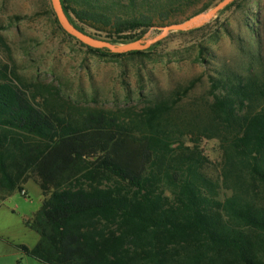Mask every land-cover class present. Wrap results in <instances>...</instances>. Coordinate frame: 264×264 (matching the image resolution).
<instances>
[{
	"label": "trees",
	"instance_id": "16d2710c",
	"mask_svg": "<svg viewBox=\"0 0 264 264\" xmlns=\"http://www.w3.org/2000/svg\"><path fill=\"white\" fill-rule=\"evenodd\" d=\"M199 1L61 0L76 28L114 45L141 40ZM49 14L94 53L146 57L162 44L125 54L91 48L62 28L51 1ZM226 32L225 24L198 43V59L215 60L212 46ZM253 57L258 70L213 66L208 93L186 106L202 77L122 121L63 114L0 69L1 198L28 179L43 196L25 223L40 240L20 249L42 264H264V65ZM209 139L222 153L217 178L201 147Z\"/></svg>",
	"mask_w": 264,
	"mask_h": 264
},
{
	"label": "rangeland",
	"instance_id": "374dc122",
	"mask_svg": "<svg viewBox=\"0 0 264 264\" xmlns=\"http://www.w3.org/2000/svg\"><path fill=\"white\" fill-rule=\"evenodd\" d=\"M49 1L0 0V37L9 48L0 42V69L7 68L18 84L63 114L80 117L103 113L122 121L167 97L177 86L202 77V83L182 104L186 106L208 93L213 66L230 62L245 73L252 62L258 70L260 63L253 61L256 55L264 65V0H241L230 11L216 14L204 25L183 31L185 34L171 32L146 57H112L89 51L59 31L49 14ZM208 1L200 0L179 11L164 26L201 14L196 12ZM209 23L212 27L205 32L188 33ZM225 24L228 32L212 46L216 59H198L196 45L218 33ZM160 28L151 29L141 40L155 38ZM201 147L211 162L209 174L217 178L222 156L219 141L204 140ZM22 186L27 196L16 189L1 198L5 193L0 190V264H42L20 249L23 245L32 249L40 240L39 234L25 223L41 209L42 192L33 179Z\"/></svg>",
	"mask_w": 264,
	"mask_h": 264
},
{
	"label": "water",
	"instance_id": "95a60500",
	"mask_svg": "<svg viewBox=\"0 0 264 264\" xmlns=\"http://www.w3.org/2000/svg\"><path fill=\"white\" fill-rule=\"evenodd\" d=\"M235 0H223L219 2L214 8L201 13L185 22L182 23H173L161 27V33L156 36L155 38L149 40H138L135 42H131L125 45H114L108 41L100 40L94 38L76 28L68 16L65 13L61 0H51L54 12L58 18V21L62 28L72 37L76 38L83 44L95 48V49H108L112 53L115 54H125L133 51H145L148 50L153 45L157 44L158 42L164 40L171 32H180V31H188L204 25L207 23L211 18H213L216 14L221 12L227 6L232 4Z\"/></svg>",
	"mask_w": 264,
	"mask_h": 264
},
{
	"label": "built area",
	"instance_id": "2783aa9c",
	"mask_svg": "<svg viewBox=\"0 0 264 264\" xmlns=\"http://www.w3.org/2000/svg\"><path fill=\"white\" fill-rule=\"evenodd\" d=\"M22 193H23L24 196H27L26 191L23 190Z\"/></svg>",
	"mask_w": 264,
	"mask_h": 264
},
{
	"label": "crops",
	"instance_id": "0c3cea01",
	"mask_svg": "<svg viewBox=\"0 0 264 264\" xmlns=\"http://www.w3.org/2000/svg\"><path fill=\"white\" fill-rule=\"evenodd\" d=\"M25 187V186H24ZM24 190L26 191V188H24ZM27 192V191H26Z\"/></svg>",
	"mask_w": 264,
	"mask_h": 264
}]
</instances>
